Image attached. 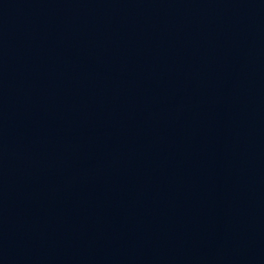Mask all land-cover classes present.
<instances>
[{"label": "water", "instance_id": "water-1", "mask_svg": "<svg viewBox=\"0 0 264 264\" xmlns=\"http://www.w3.org/2000/svg\"><path fill=\"white\" fill-rule=\"evenodd\" d=\"M0 264H264V0H0Z\"/></svg>", "mask_w": 264, "mask_h": 264}]
</instances>
